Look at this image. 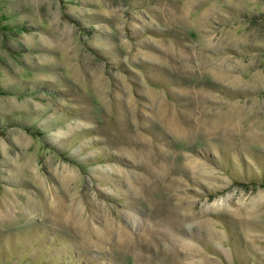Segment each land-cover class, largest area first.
Returning a JSON list of instances; mask_svg holds the SVG:
<instances>
[{"label":"rangeland","instance_id":"obj_1","mask_svg":"<svg viewBox=\"0 0 264 264\" xmlns=\"http://www.w3.org/2000/svg\"><path fill=\"white\" fill-rule=\"evenodd\" d=\"M0 264H264V0H0Z\"/></svg>","mask_w":264,"mask_h":264}]
</instances>
